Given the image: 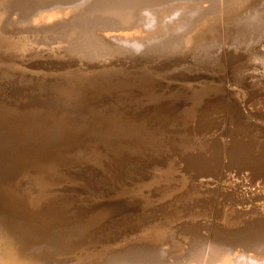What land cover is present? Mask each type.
Listing matches in <instances>:
<instances>
[{
    "label": "rangeland",
    "instance_id": "374dc122",
    "mask_svg": "<svg viewBox=\"0 0 264 264\" xmlns=\"http://www.w3.org/2000/svg\"><path fill=\"white\" fill-rule=\"evenodd\" d=\"M203 1L198 2L202 12L193 16L190 29L188 24L185 31L140 51L109 39L110 24L101 19L96 23V17L90 21L85 8L79 16L88 15V20L72 21L71 25L54 20L30 23L32 28L28 23L21 24L23 28L20 24L11 27L5 23L8 17L4 21L0 16L4 22H0V128H10L13 133L7 159L0 164V195L10 191L8 202L21 209L18 213L15 207L7 210L0 205L4 235L0 261L12 254L18 264H77L92 257L94 261L105 251L135 242L133 238L136 242L155 240L157 231L168 235L156 243L172 238L183 243L184 236L205 229L211 236L219 228L236 232L247 226L246 219H252L241 215L264 211V199L249 191L252 189L244 190L248 186L239 174L241 166L231 172L225 167L218 171L215 165L213 174V169L200 172L183 159L197 153L210 156L222 142L258 143L257 150L254 145L246 149L251 157L264 145V106L260 105L264 97V34L249 31L248 41L247 34L239 36L234 20L246 14L264 18V0H241L242 5L240 0ZM5 4L3 8L9 10L11 3ZM24 5L26 11L32 9ZM195 33L202 37L191 38ZM249 33L253 34L249 37ZM187 35H192L189 40ZM71 50L77 54L67 55ZM255 104L258 109L262 106L260 113ZM61 153L67 155L63 158ZM55 157L61 158L60 163L65 159L62 169L54 167L59 165ZM52 167L61 170L58 175ZM64 169L70 173L65 175ZM40 170L46 171V177L43 173L40 177ZM69 174L74 177H67ZM217 175L222 180L218 181ZM48 177L47 181L55 183L50 181L52 187L42 182ZM234 179L240 185H235ZM30 193L48 196H42L45 201L35 208L28 204ZM193 195L196 201L191 199ZM192 211L199 213L195 212V217ZM239 216L243 219L236 218ZM232 218L240 222L239 228L235 223L229 225Z\"/></svg>",
    "mask_w": 264,
    "mask_h": 264
},
{
    "label": "bare ground",
    "instance_id": "6f19581e",
    "mask_svg": "<svg viewBox=\"0 0 264 264\" xmlns=\"http://www.w3.org/2000/svg\"><path fill=\"white\" fill-rule=\"evenodd\" d=\"M4 1L6 0H0V16L1 17H5L3 18L6 19L7 17V22L6 26H14V24H26L28 23V25L30 26V23H34V25H39L40 23H53L52 21L55 20V22L57 21H61V25L64 24H72V21H79L78 23H83L84 20H88L90 19V21L93 19H95V17L98 19L96 23L100 21L105 22L104 24H110L106 28V25L104 26L106 28V30L108 29V32H111V35L109 39H113L115 40L114 42H119L121 45L125 44V46H129L132 50L135 51H140V50H144V48L148 47L151 44H155L158 41H161L162 39L165 41L164 38H166L167 36H175L174 33L178 32L179 30H184V28L190 23V21L192 20L193 16L195 15L197 17V14H201L200 12H202V9H200V5L198 2L199 1H203V0H141L140 3H137L136 0H133L135 3H130L131 1L129 0H12L11 2H9L10 4V8L9 10L7 8H3L4 6ZM8 1V0H7ZM205 1V0H204ZM203 1V3H204ZM225 1V0H224ZM235 1V0H234ZM246 1V0H245ZM209 2V1H208ZM207 2V3H208ZM230 2V1H229ZM232 2V1H231ZM238 2V1H236ZM243 2L240 0V3ZM26 3V5L28 4L30 6V8L32 7V9L28 12L26 11L28 8H25L24 4ZM233 3V2H232ZM230 3V4H232ZM239 3V2H238ZM237 3V4H238ZM239 3V4H240ZM8 4V2L6 3ZM5 6H9L6 5ZM32 4V5H30ZM199 4V5H198ZM212 4V3H211ZM238 4V5H239ZM243 3H241L242 5ZM245 4V3H244ZM24 5V6H22ZM222 5V4H221ZM236 5V3L233 4V6ZM237 6V5H236ZM236 6H234L235 8H237ZM204 7V6H203ZM211 7V6H210ZM88 11H86L88 15H84L85 17L81 18L80 16H83L82 13H84L83 10L85 9ZM231 8V7H230ZM233 8V7H232ZM235 8H233L234 10H236ZM242 8V7H241ZM245 8V7H244ZM243 8V9H244ZM23 9V10H22ZM206 9V8H205ZM208 9V8H207ZM238 9L239 6H238ZM25 10V11H24ZM227 10V9H226ZM225 10V11H226ZM231 11V9H228ZM205 11V10H204ZM27 12V13H26ZM207 12V11H206ZM216 12V11H215ZM229 12V11H228ZM227 12V13H228ZM233 12V10H232ZM231 12V13H232ZM235 12V11H234ZM237 13V12H236ZM239 13V12H238ZM7 14V16H6ZM81 14V15H80ZM198 14V15H199ZM210 14V12H209ZM224 14V13H223ZM233 14V13H232ZM250 14V13H249ZM80 15V16H79ZM79 16V17H77ZM89 18H88V17ZM205 16V15H204ZM207 16V15H206ZM261 16V15H260ZM260 16L258 15H240L237 16L234 20H235V24L238 27V34L240 36H244L242 34H247L249 31L253 32H260L261 34H264V18L262 16V19L260 18ZM0 17V18H1ZM260 19H259V18ZM75 18V19H74ZM88 18V19H86ZM208 18V17H207ZM209 19V18H208ZM3 20L1 19V21L3 22ZM233 20V21H234ZM0 21V22H1ZM5 21V20H4ZM206 21V20H205ZM208 21V20H207ZM54 22V24H55ZM73 22V23H74ZM89 22V21H88ZM87 22V23H88ZM193 22V21H192ZM76 23V22H75ZM93 23L94 20H93ZM4 25V22L1 23ZM50 24V23H49ZM70 24V25H71ZM200 24V23H199ZM20 25H17L20 27ZM27 25V26H28ZM48 25V24H47ZM74 25V24H73ZM80 25V24H77ZM82 25V24H81ZM2 26V25H1ZM26 26V28H27ZM42 26V25H41ZM40 26V27H41ZM46 26V24L44 25ZM51 25H48V27ZM60 26V25H59ZM31 27V26H30ZM29 27V28H30ZM54 27V26H53ZM111 27V29H110ZM189 29L191 27V25L189 24ZM186 27V28H188ZM5 28V27H4ZM2 28V29H4ZM17 28V27H16ZM21 28L22 25H21ZM32 28V27H31ZM37 28V27H36ZM46 28V27H45ZM50 28V27H49ZM68 28V27H67ZM193 28V25H192ZM191 28V29H192ZM195 28V27H194ZM25 29V28H24ZM43 29V28H42ZM59 29V28H58ZM98 29V28H97ZM100 29V28H99ZM98 29V30H99ZM28 30V29H27ZM47 30V29H46ZM49 30V29H48ZM47 30V31H48ZM51 30V29H50ZM55 30V29H53ZM57 30V29H56ZM72 30V29H71ZM102 30V29H101ZM110 30V31H109ZM196 30V28H195ZM255 30V31H254ZM5 31V29H4ZM35 31V29H34ZM40 31V30H39ZM45 31V30H44ZM70 31V30H69ZM75 31V30H74ZM100 31V30H99ZM105 31V29H104ZM185 31V30H184ZM197 31V30H196ZM201 31V30H199ZM20 32V31H19ZM55 32V31H54ZM71 32V31H70ZM81 32V31H80ZM87 32V31H85ZM84 32V33H85ZM101 32V31H100ZM190 32V31H189ZM198 32V31H197ZM255 32V33H256ZM46 33V32H45ZM65 33V32H64ZM90 33V32H89ZM96 33V32H95ZM99 33V32H98ZM97 33V34H98ZM107 33V32H106ZM181 33V32H180ZM62 34V31L60 33V35ZM100 34V33H99ZM102 35H104V33L101 32ZM108 34V33H107ZM187 34V33H186ZM199 33H195L191 38L195 37V39L199 38L200 36L202 37V35H200L199 37H196ZM253 34V33H252ZM249 33V37L250 35H252ZM28 35V34H27ZM59 35V36H60ZM80 35V33H79ZM178 35V34H177ZM176 35V36H177ZM259 35V33H258ZM58 36V35H57ZM69 36V35H68ZM73 36V33H72ZM71 36V37H72ZM77 36V35H76ZM82 36V34H81ZM108 36V35H105ZM186 36V35H185ZM188 37L185 38H190L189 35H187ZM240 36V37H241ZM247 39H248V34L246 35ZM245 36V37H246ZM61 37V36H60ZM64 37V36H63ZM83 37V36H82ZM93 37V36H92ZM252 37V36H251ZM254 37V35H253ZM258 37V36H257ZM257 37H254L257 38ZM263 37V36H262ZM76 38V37H74ZM73 38V39H74ZM91 38V37H90ZM97 38V37H96ZM99 38V37H98ZM108 38V37H106ZM70 39V38H69ZM79 39V36H78ZM85 39V38H83ZM171 40V38H169ZM174 39V38H173ZM177 39V38H176ZM193 39V40H195ZM196 39V40H197ZM254 39L252 41H254ZM71 40V39H70ZM86 40V39H85ZM91 40V39H90ZM163 40L161 42H163ZM189 40V39H188ZM195 40V41H196ZM245 40V39H244ZM62 41V40H61ZM77 41V40H76ZM82 41V40H81ZM95 41V40H94ZM107 41V40H106ZM168 41V40H167ZM248 41H251L250 38L248 39ZM66 42V41H65ZM75 42V40H74ZM78 42V41H77ZM88 42V41H87ZM105 42V41H104ZM116 42V43H117ZM169 42V41H168ZM179 42V41H178ZM200 42V41H199ZM244 42V41H243ZM246 42V41H245ZM73 43V42H72ZM80 43V42H79ZM78 43V46H79ZM93 43V42H92ZM110 43V41H109ZM118 43V44H119ZM205 43V42H204ZM247 43V42H246ZM11 44V43H10ZM85 44V43H84ZM74 45V44H73ZM87 45V44H86ZM162 45V44H161ZM2 46V45H1ZM90 46V45H89ZM124 46V45H123ZM204 46V45H202ZM80 47V46H79ZM77 47V48H79ZM82 48V47H81ZM85 48V47H84ZM154 48V47H153ZM208 48V47H207ZM72 49V48H71ZM76 49V48H75ZM86 49V48H85ZM112 49V48H111ZM124 49V48H123ZM3 50V49H2ZM74 50V49H73ZM73 50H71L72 52L68 51L67 55H75L77 54L76 52H74ZM79 50V49H77ZM257 50V49H256ZM65 50H63L64 52ZM67 51V50H66ZM81 51V50H80ZM80 51H78V53H81ZM87 51V50H86ZM3 52V51H2ZM6 52V51H5ZM3 52V53H5ZM143 52V51H142ZM204 52V51H203ZM14 53V52H13ZM73 53V54H72ZM83 53V52H82ZM139 53V52H138ZM2 54V53H1ZM21 54V53H20ZM66 54V53H65ZM254 54V53H253ZM259 56H261L259 53H257ZM10 55V54H9ZM36 55V54H34ZM66 55V56H67ZM81 55V54H80ZM107 55V54H106ZM20 57V55H18ZM22 56V55H21ZM44 56V55H43ZM48 56V55H47ZM210 56V55H208ZM238 56V55H237ZM258 56V57H259ZM11 57V56H10ZM15 57V56H14ZM28 57V56H27ZM52 57V55H51ZM203 57V56H202ZM255 56H253L254 58ZM264 57V56H261ZM47 58V57H46ZM257 58V57H255ZM9 59V56H8ZM30 59V58H29ZM260 58H258L259 60ZM1 60V59H0ZM81 60V58H80ZM255 60V59H254ZM253 60V61H254ZM17 61V60H16ZM39 61V60H38ZM52 62V61H51ZM258 62V61H257ZM261 62V60L259 61ZM264 62V59L263 61ZM2 63V62H0ZM9 63H11L9 61ZM39 63V62H38ZM43 63V62H42ZM61 63V62H60ZM15 64V63H14ZM26 64V63H25ZM45 64V63H44ZM71 64V63H70ZM260 64V63H259ZM264 63H262L263 66ZM43 65V64H42ZM41 65V67H42ZM53 64H51L52 66ZM61 65V64H60ZM261 65V64H260ZM8 66V65H7ZM25 66V65H24ZM38 66V65H37ZM36 66V67H37ZM69 66V65H68ZM261 66V67H262ZM10 67V66H9ZM23 67V66H22ZM58 67V66H57ZM67 67V66H66ZM33 68V67H32ZM56 69V68H55ZM59 69V68H58ZM70 69V68H69ZM264 69V68H263ZM32 70V69H31ZM28 71V70H27ZM37 71V70H36ZM35 71V72H36ZM70 73V72H69ZM63 74V73H62ZM68 74V73H66ZM27 75V74H26ZM60 75V74H59ZM64 75V74H63ZM79 75V74H78ZM28 76V75H27ZM77 76V75H76ZM74 77V76H73ZM67 78V77H66ZM65 78V79H66ZM77 79V78H76ZM40 80V79H39ZM55 80V79H54ZM62 83V82H61ZM12 86V85H11ZM30 86V85H29ZM14 87V86H13ZM62 89V88H61ZM21 93V92H20ZM29 93V92H28ZM44 94V93H43ZM264 95V94H263ZM31 96V95H30ZM84 96V95H83ZM262 98V97H261ZM259 99V98H257ZM254 100V102H257ZM262 100V99H261ZM261 100L260 101L261 103ZM3 103V102H2ZM252 106V103H250ZM259 104V103H257ZM264 106V97L262 100V104ZM260 105L258 106L259 109H262V106L260 107ZM254 107V104L253 106ZM256 107V104H255ZM59 109V108H58ZM258 108L256 107V110ZM258 109V111H259ZM260 109V110H261ZM264 109V107H263ZM26 111V110H25ZM42 111V110H41ZM262 112V111H261ZM260 113V111H259ZM20 114V113H19ZM24 115V114H23ZM194 117V116H193ZM15 118V117H14ZM23 121V120H22ZM17 130V129H16ZM121 130V129H120ZM114 132V131H113ZM157 134V133H156ZM101 136V135H100ZM111 137V136H110ZM188 137V136H187ZM13 138V133L11 132L10 128H0V164L7 159V153L8 152V145H11V139ZM22 138V137H21ZM139 138V137H138ZM201 138V137H200ZM15 139V138H14ZM213 139V138H212ZM230 140V139H229ZM215 141V140H214ZM219 141V140H218ZM213 142V141H212ZM233 142V141H232ZM208 143V142H207ZM215 143H217L215 141ZM220 143V142H219ZM218 144V143H217ZM204 145V144H203ZM211 145V144H210ZM215 145V144H214ZM252 145V143H244L243 141H234V143L230 144H226V142H222L221 146L220 145H215L214 146H210L214 148L213 153H211L210 156H208L209 154L206 153H197V154H191L183 159L184 162L186 161L187 164L189 163L190 165H193V167L197 168V171H211L210 169H213V174L216 173V171H214V168L216 166H218V171H222L225 168H228L229 170L233 169V167H235L234 169H236V166H241L243 169V166L246 165L244 168L245 170L241 169V172H239L240 176H242V178L246 181L245 183L247 184L245 189L243 186H245V184L241 187L244 188V190H249L250 192L255 193L256 195H260L261 197H259L260 199H264V145L263 150L259 151L257 154L253 157L250 156L251 152H247L246 149L248 150L249 147ZM253 148H258V143L255 144V142L253 141ZM252 145V146H253ZM262 145V144H261ZM83 146V145H82ZM179 146V145H178ZM7 147V148H6ZM81 147V146H80ZM196 147V145H195ZM261 147V148H262ZM82 148V147H81ZM252 148V150H253ZM260 148V147H259ZM260 148V149H261ZM75 149V148H74ZM251 149V148H250ZM10 150V148H9ZM207 150V149H206ZM78 151V150H77ZM250 151V150H249ZM66 152V151H65ZM73 152V151H72ZM195 152V151H194ZM212 152V151H210ZM6 153V156H5ZM254 153V152H253ZM252 153V154H253ZM62 154V153H61ZM77 153H72V156H76L73 155ZM63 155V154H62ZM65 155V154H64ZM63 155V158H64ZM67 155V154H66ZM65 155V156H66ZM71 155V154H70ZM72 156H67L68 158H72ZM80 156V155H79ZM62 157V156H57ZM65 157V158H67ZM56 159V157H55ZM61 159V158H60ZM60 159H56L59 160V165H54V167L59 166L61 168L60 165H62L63 167V163H60ZM75 162V158H73ZM55 160V161H56ZM67 160V159H66ZM69 160V159H68ZM72 160V159H70ZM225 160H228V163L226 164ZM53 161V160H50ZM57 162V161H56ZM57 162V163H58ZM67 164H69V161H66ZM72 162L70 164H72ZM54 163V161H53ZM51 162V164H53ZM49 164V163H48ZM56 164V163H55ZM75 164V163H73ZM185 164V163H184ZM66 163L64 164L65 167ZM216 165V166H215ZM67 166V165H66ZM73 166V165H72ZM48 167H51L48 166ZM52 167V168H54ZM71 166H68V168H70ZM74 167V166H73ZM192 167V166H191ZM225 167V168H224ZM240 167V168H241ZM44 168V167H43ZM42 168V170H43ZM47 168V165H46ZM66 168V167H65ZM67 168V169H68ZM202 168V169H201ZM240 168H237V170L239 171ZM57 170V175H58V170L57 168H54ZM62 169V168H61ZM199 169V170H198ZM46 170V169H44ZM48 170V168H47ZM46 170V171H47ZM51 170V168H50ZM53 170V169H52ZM52 170L50 171V173L52 172ZM55 170V171H56ZM66 169H64L62 172L64 173ZM190 170V169H189ZM193 170V168H192ZM217 170V169H215ZM227 170V169H226ZM44 171V172H46ZM61 171V170H60ZM68 171V170H67ZM194 171V170H193ZM196 171V170H195ZM197 171L195 172L197 174ZM200 171V172H201ZM224 171V170H223ZM44 172H38L41 173L39 174L40 177H42L43 175L46 177ZM54 172V170H53ZM61 172V173H62ZM199 172V173H200ZM215 172V173H214ZM232 172V170H231ZM230 172V173H231ZM247 172H250V174H247ZM43 173V175H42ZM62 173V174H63ZM67 173H70L69 171ZM67 173L65 172L64 174L67 175ZM203 173V172H202ZM205 173V172H204ZM203 173V174H204ZM237 173V172H235ZM49 174V173H48ZM52 174V173H51ZM50 174V175H51ZM55 174L54 173V179H55ZM61 174V175H62ZM208 174V173H207ZM219 174V173H217ZM225 174V173H224ZM228 174V173H226ZM42 175V176H41ZM70 175L67 176L70 178ZM199 176V174H197ZM200 175H202L200 173ZM206 175V174H205ZM204 175V177L206 178V176ZM221 176V173L219 174ZM232 174H230L231 176ZM234 175V174H233ZM52 176V175H51ZM72 177H74L73 175H71ZM210 176L211 174L209 173L207 175V177ZM220 176L217 175L218 177V181ZM225 176V175H224ZM228 175V177H230ZM44 177V179H45ZM50 177V176H49ZM46 180H42L43 181H47ZM62 177H66V176H62ZM173 177V176H172ZM203 177V175H202ZM200 176V178H202ZM227 177V176H226ZM226 177H223L226 178ZM227 177V178H228ZM37 178V177H36ZM39 178V177H38ZM43 178V177H42ZM52 178V177H50ZM61 178L60 174L59 177H57V179ZM69 178L68 181H69ZM209 178V177H208ZM233 178V176L231 177ZM237 174H236V177ZM40 179V178H39ZM65 178V180H67ZM74 179V178H73ZM216 179V177H215ZM230 179V178H228ZM227 179V180H228ZM241 179V178H239ZM62 179H60L61 182ZM64 180V181H65ZM71 180V179H70ZM202 180V179H201ZM217 180V179H216ZM222 180V179H221ZM235 180V185H240V182H236ZM39 181V180H38ZM36 179L35 182H37V184L39 183ZM52 182V180H50ZM50 181L48 183H45L46 185L48 184V186H51ZM72 181V180H71ZM231 181H233L231 179ZM231 181L229 182V185L234 186ZM238 181V179H237ZM240 181V180H239ZM243 181V180H241ZM18 182V181H17ZM56 182V179H55ZM58 182V180H57ZM66 182V181H65ZM43 183V184H44ZM54 183V182H52ZM59 183V182H58ZM57 183V184H58ZM62 183V182H61ZM242 183V182H241ZM36 184V183H34ZM33 184V185H34ZM40 184V183H39ZM38 184V185H39ZM42 184V183H41ZM44 184V185H45ZM60 184V183H59ZM37 185V186H38ZM55 185V183H54ZM8 186V185H5ZM17 186V185H16ZM24 186V185H23ZM36 186V187H37ZM227 186V185H226ZM231 186V187H232ZM3 187V185H2ZM41 187V186H40ZM43 187V186H42ZM47 190L48 187L44 186ZM52 187V186H51ZM239 187V186H238ZM10 188V187H9ZM39 188V187H38ZM237 188V187H236ZM235 188V189H236ZM41 189V188H39ZM38 189V190H39ZM4 190V189H3ZM34 190V188H33ZM36 190V188H35ZM9 191V190H8ZM29 191V189H28ZM40 191V190H39ZM42 191V190H41ZM44 191V189H43ZM34 192V191H32ZM37 192V190L35 191ZM46 193V191H44ZM139 194V191H137ZM136 192V193H137ZM191 192V191H190ZM195 192V191H194ZM1 193V191H0ZM50 193V192H49ZM134 193V194H136ZM193 193V191L191 192ZM36 194V193H35ZM28 194L29 197V201L28 204L29 205H34L35 208L39 206V204L43 201V197L45 195H42V193H40V195L42 196H38L37 194ZM182 197H183V193ZM186 194V192H185ZM188 194V193H187ZM190 194V193H189ZM198 194V193H196ZM27 195V193H26ZM32 195V196H31ZM137 195V194H136ZM195 195V194H194ZM194 195L192 196L194 199ZM31 196V197H30ZM48 196V195H47ZM52 196V195H51ZM187 196V195H186ZM12 195L9 193H7V191H4L3 195H0V205L3 206L4 208H8L7 210H13L15 206H12L11 203H9L8 201H10ZM27 197V196H26ZM46 197V196H45ZM135 196L133 195V198ZM136 197H140V196H136ZM135 197V198H136ZM258 197V196H257ZM47 198V197H46ZM132 198V199H133ZM19 199V198H18ZM15 199V200H18ZM55 199V198H54ZM137 199V198H136ZM187 199V197H186ZM190 199V197L188 198ZM196 199V198H195ZM194 199V200H195ZM13 200V199H12ZM11 200V202H12ZM53 200V199H52ZM134 200V199H133ZM141 200V199H140ZM194 200H191L194 202ZM199 200V199H197ZM21 201V200H20ZM45 201V199H44ZM118 201V200H117ZM139 201V200H138ZM190 201V200H189ZM196 201V200H195ZM16 202V201H15ZM202 202V201H201ZM23 203V202H22ZM21 204V203H20ZM20 204L18 206H20ZM198 204V203H197ZM196 204V205H197ZM201 203H199L200 205ZM204 204V203H203ZM8 205V206H7ZM193 206H195L194 204H192ZM199 205H197L199 207ZM202 205V204H201ZM106 207V206H105ZM201 207V206H200ZM16 208V207H15ZM43 208V207H42ZM103 208V207H102ZM193 208V207H192ZM196 208V206H195ZM194 208V209H195ZM1 209V208H0ZM39 209V208H37ZM63 209V208H62ZM108 208H106L105 210H107ZM2 210V209H1ZM5 210V209H4ZM6 210V211H7ZM17 211L14 210V212H20V210L18 208H16ZM25 210V209H24ZM34 209H32L33 212ZM102 210V209H101ZM110 210V209H109ZM107 210V211H109ZM193 210V209H192ZM93 211V210H92ZM103 211V210H102ZM106 211V212H107ZM36 212V210H35ZM34 212V213H35ZM100 212V211H98ZM104 211V213L107 215ZM196 212V211H195ZM194 212V213H195ZM203 211H201L200 213H202ZM25 213V212H24ZM103 212H101L102 214ZM103 213V214H104ZM111 212L109 211L108 215ZM193 213V211H192ZM191 213V214H192ZM193 213V214H194ZM197 213V212H196ZM199 213V212H198ZM197 213V215H198ZM45 214V213H44ZM93 214V213H92ZM99 214V213H98ZM104 214V215H105ZM192 214V215H193ZM14 215V214H13ZM190 215V214H189ZM191 215V216H192ZM196 214H194L195 216ZM200 215V214H199ZM27 216V215H26ZM96 216V214H95ZM94 216V217H95ZM244 219L245 218H252L250 219H246L247 221V226L245 224L246 227H241L242 229L235 232L234 229L228 231V229H226L228 232H226L225 230L223 232H221V230L219 228V231H217L215 233V230L218 228H216L214 230L215 235L211 236L208 234L207 229L205 230H199L197 232H194L190 237H183V243H178V241H175L174 238H170L171 240L166 241L165 243H156V239L157 240H163L167 239V235L168 232L163 231V232H158L157 233H153V235H156L154 237H156L155 240H145L144 241H139L137 240L136 242V238H133L135 242L129 243L128 245H124V246H119L117 248H114L113 250L109 251H105V254L103 253V256H99V258L97 260L91 261L90 259H84V261H77V264H264V211L262 212V210L259 211H252V212H245L243 215H241ZM45 217V216H44ZM91 217V216H90ZM97 217V216H96ZM105 217V216H104ZM196 217V216H195ZM194 217V218H195ZM38 218V217H37ZM106 218V217H105ZM193 218V217H192ZM236 218H241L236 217ZM254 218V219H253ZM255 218L259 219L258 222H255ZM263 221H261V219ZM256 219V220H257ZM98 220V219H97ZM233 221V218L231 219ZM239 220V219H238ZM237 220V222H238ZM249 220V222H248ZM228 221V220H227ZM245 221V220H244ZM253 221L255 223H253ZM251 222V224H249ZM235 221H233V223L230 222L229 225L234 224ZM235 224H238L237 226H235ZM233 226L239 228V224L235 223ZM34 225V224H33ZM249 225V226H248ZM234 227V228H235ZM25 228V227H24ZM209 229V228H208ZM230 229V228H229ZM35 230V229H34ZM39 230V229H38ZM218 230V229H217ZM161 231V230H160ZM212 231V229H211ZM232 231V232H231ZM210 232V231H209ZM16 235V234H15ZM152 236V234H151ZM150 236V237H151ZM6 237V236H5ZM54 237V236H53ZM141 239V238H140ZM148 239V238H147ZM4 235L1 231L0 228V244L4 246ZM142 240V239H141ZM169 242V245L166 246V243ZM10 247V246H9ZM15 246H13L14 249ZM1 246H0V250H1ZM3 249H5L3 247ZM19 249V248H18ZM17 249V250H18ZM111 249V248H110ZM9 250V249H8ZM12 250V248H11ZM16 250V249H15ZM22 251V250H19ZM5 252V251H4ZM26 252V251H25ZM18 253V254H17ZM20 252H16V254L19 256ZM15 254V256H16ZM23 254V253H22ZM21 254V255H22ZM1 255V254H0ZM6 256V255H5ZM3 254V257L6 258ZM9 256V255H8ZM13 256V254H12ZM11 255L9 257H7L5 260L3 259L2 261H0V264H18L15 263L14 261H16V259L14 260L13 257ZM23 256V255H22ZM84 256V255H83ZM89 256V255H88ZM87 256V257H88ZM2 257V256H1ZM17 257V256H16ZM15 257V258H16ZM20 257V256H19ZM31 258L33 256H30ZM83 258V257H82ZM1 259V258H0ZM12 259V260H11ZM21 259V258H20ZM19 259V260H20ZM27 259V258H26ZM33 259V258H32ZM95 259V258H94ZM23 261V260H22ZM34 260H32L33 262ZM36 261V260H35ZM34 261V262H35ZM29 263V262H28ZM21 264V263H20ZM23 264V263H22ZM31 264V263H30ZM37 264V262H36ZM76 264V262H75Z\"/></svg>",
    "mask_w": 264,
    "mask_h": 264
}]
</instances>
